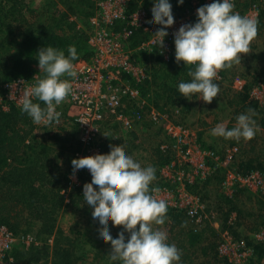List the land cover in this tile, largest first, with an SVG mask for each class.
Listing matches in <instances>:
<instances>
[{
	"label": "trees",
	"instance_id": "obj_1",
	"mask_svg": "<svg viewBox=\"0 0 264 264\" xmlns=\"http://www.w3.org/2000/svg\"><path fill=\"white\" fill-rule=\"evenodd\" d=\"M32 1L0 0V87L17 78L35 82L42 78L43 71L39 70L36 59V54L41 47L52 46L63 50L67 56V49L74 46L78 59L73 63L93 55V49L89 43V36L93 34L89 19L98 9L95 1L44 0V8L41 11L30 9ZM139 1L132 0L128 4L125 16L128 17L138 7H142L151 23L150 13L157 0H145L140 3ZM190 1L184 0L183 5L178 6L177 0H170L173 14L183 13ZM237 4L241 11L248 5L245 1H239ZM259 10L257 34L252 40L256 38L263 40L262 49L259 51L262 59H255L257 68H254L253 72L256 75L250 80L251 83L246 79L251 73L248 71L238 73L234 71L233 65L228 67L234 68L233 76L236 77L234 78L245 80L247 86L243 93L233 90L234 93L228 97L227 104L234 109L232 117L234 123L238 114L246 113L249 109L253 110V119L261 132L258 131V134L256 132L251 139L253 144L244 139L220 137L225 145L224 148L226 146L238 148L239 154L234 163L230 164V168L235 166L243 175L252 171H264V134L262 132L264 131V105L254 104L247 98L249 88L253 87L257 81L264 83V2ZM128 22L127 18L120 19L110 29L114 34L129 32L125 44L130 49H136L146 42L150 35L140 28L132 27ZM258 55L259 53L253 54L251 57L256 58ZM132 59L145 68L146 78L139 89L142 97L147 101L146 104L158 111L170 113V119L174 109L178 108L182 112L185 97L178 92V84L189 80L190 77L187 76L188 69L183 63L177 64L174 53L169 62H165L156 50L135 51ZM240 60L245 62L251 58H240ZM224 69L225 67L219 70V75L226 80L225 70L227 69ZM123 78L132 79L126 74H123ZM232 80L227 79L229 82ZM150 96L154 100H150ZM34 102L38 101L34 100ZM61 105L63 108L68 107L65 100ZM7 106L6 110L0 107V225H5L20 241H26L33 235V242L28 246L21 242L12 248L8 255L11 259L8 264H112L108 259L111 245L98 240L96 233L99 228L92 224V214L86 206L83 207V191L71 183L70 176L73 169L72 158L69 155L81 147L78 139L79 131L75 125H69L64 120V126L58 131L48 130L54 137L51 142V139H47L46 136L44 137L45 133L43 134V131L47 129L33 123L26 113H22L21 105L7 102ZM41 106H44L42 102ZM184 115H179L180 118L177 116L174 123L189 127L180 121L181 117L182 119L185 117ZM106 121L111 123L109 119ZM143 125H148L145 127L147 130L152 127L151 123L146 121ZM158 129L162 134V128L158 127ZM197 131L198 144L205 148L201 134L199 130ZM38 134L39 137H37ZM128 134L129 146L123 145L125 140L122 137L109 134L102 143L104 157L108 155L109 148L124 147V150H129L130 147L136 148L134 143L139 140V136L134 132H128ZM241 143L244 147H241ZM162 145H168L169 149L163 151ZM170 145L171 142L165 138L152 149L155 159L151 166L156 169V178L159 169L170 162L174 156ZM224 148L216 151L206 147L207 150H212L221 157H223ZM224 174L225 169H219L216 174L200 184L188 187L205 204L203 213L198 212L190 217L185 210L177 211L167 208L165 223L156 226L159 229L162 226L165 227L168 243H174L180 250V264H192L195 258L197 262L199 261L198 264H211L212 261L213 264H234L218 255L217 232L210 226L216 221L221 222L219 231L227 232L236 240H244L248 246L252 247L250 264H264V245L254 244L241 234L244 231L264 227V213L256 214L253 211L239 209L238 205H242V195L246 191L235 192L230 198L223 195L220 184ZM81 179L91 183L89 175L85 172L81 173ZM213 183L217 185L218 193H220L215 208L207 204V198L201 192L204 190L207 193L206 189ZM253 199L254 204L264 210V198L258 199L249 194L246 196L248 202ZM63 211H70L74 217L66 229L60 227L58 222ZM233 214L235 220L230 223L229 219ZM200 216L202 222L197 223ZM202 223L205 224L203 227ZM197 228L198 231H196ZM109 229L111 234H114V238L118 232L122 231V228L113 227L111 224ZM125 235L127 238V233ZM50 241L51 244H49Z\"/></svg>",
	"mask_w": 264,
	"mask_h": 264
},
{
	"label": "built area",
	"instance_id": "obj_2",
	"mask_svg": "<svg viewBox=\"0 0 264 264\" xmlns=\"http://www.w3.org/2000/svg\"><path fill=\"white\" fill-rule=\"evenodd\" d=\"M93 1L96 2L98 8L95 15L89 19L93 31V34L89 36L93 55L88 59L73 63L77 76L74 79L68 78L72 83V91L65 99L68 107L57 106L56 110L61 113L59 121L38 125L54 131L64 126V120L69 125H75L79 131L78 139L81 147L72 153V159L87 156L104 157L102 143L109 136L106 119L127 132H135L137 126L143 125L144 121L151 123L152 126L161 127L162 134L171 142L170 146L174 151V156L170 162L159 169L158 177L152 186L159 188V192L154 195L164 199L169 209L185 210L190 217L198 212L203 213L206 206L201 202L200 197L192 193L188 187L200 184L216 174L219 169H225L223 181L220 184L223 195L230 198L235 192L241 190L249 192L258 199L264 198V171H252L243 175L237 171L235 166L230 168V164L234 163L239 154L237 147L226 146L222 150L223 157L212 150L201 147L198 144L196 129L174 123L179 109L173 110L172 119H170V113L148 106L139 89L145 81L146 74L144 66L132 59L133 52L156 50L165 62H169L175 52L173 33L182 24L194 23L196 10L205 4H210L212 0H191L183 13L173 14L174 25L167 29L169 35L165 38L162 48L158 47L156 39L152 37L160 26H154L152 29L145 28V25L150 23L145 9L138 7L134 13L128 17L125 16L126 8L132 0ZM142 1L145 0H140L139 3ZM239 1L248 3L245 10H240L237 4ZM263 2L264 0H233L234 10L257 22L259 8ZM126 18L132 27L140 28L150 35L148 40L136 49H130L125 44L129 32L114 34L110 29L116 21ZM123 74L131 76L132 79H124ZM215 81L223 82L219 70ZM34 83V80L17 78L2 85L0 87V107L6 110L7 102L21 105L18 102L19 97ZM245 86V80L240 78L232 80L230 85L235 92L239 93L244 92ZM247 95L250 101L260 100L264 96V85H254L247 91ZM161 149L166 151L169 148L168 145H162ZM82 172L81 170L76 172L75 176L73 173L70 176L72 185L81 188V191L85 184H90L81 179ZM234 220L235 215L233 214L229 221L233 223ZM201 222L200 216L197 223ZM204 225L202 223L201 226ZM216 232L220 257L227 258L230 263L234 264L251 263L253 254L251 246H248L244 240H236L227 232L219 231L218 228ZM251 240L254 244L264 245V227L253 232ZM30 241L31 239L20 241L5 225H0V264L10 262L8 255L15 245L22 242L28 246Z\"/></svg>",
	"mask_w": 264,
	"mask_h": 264
},
{
	"label": "clouds",
	"instance_id": "obj_3",
	"mask_svg": "<svg viewBox=\"0 0 264 264\" xmlns=\"http://www.w3.org/2000/svg\"><path fill=\"white\" fill-rule=\"evenodd\" d=\"M183 3L184 0H177L178 6ZM172 7L170 0H157L150 13L151 23L145 25L146 29L160 26L152 35L159 48L169 35L167 29L174 25ZM234 8L233 0H212L196 10L194 23L182 24L173 33L175 61L178 65L183 63L190 77L178 84V92L186 99L199 94V100L211 103L220 92L215 82L218 70L230 67L233 61L239 62L241 55L249 52V44L257 34V22ZM67 52L66 56L63 50L44 46L36 54L43 77L18 99L21 112L35 124L59 121L61 113L57 106L72 91L68 78L77 76L73 64L78 59L76 48L70 46ZM253 115L251 109L239 114L230 129L217 124L211 135L251 140L258 131ZM71 165L73 176L82 170L90 177L91 183L83 186V207L92 214L91 222L100 230L96 233L98 240L111 245L108 259L112 264H180V250L168 243L165 231L154 227L165 223L168 208L164 199L154 195L159 188L151 187L156 179L155 167L142 166L124 147L109 148L106 157L74 158ZM109 222L122 228L115 238Z\"/></svg>",
	"mask_w": 264,
	"mask_h": 264
},
{
	"label": "rangeland",
	"instance_id": "obj_4",
	"mask_svg": "<svg viewBox=\"0 0 264 264\" xmlns=\"http://www.w3.org/2000/svg\"><path fill=\"white\" fill-rule=\"evenodd\" d=\"M44 0H33L31 5H30V9L31 10H38L41 11L44 8ZM26 17L28 18V14L26 15ZM262 39L256 38L254 40L251 41V43L249 44V52L246 54H242L243 57L240 58H248L250 57L251 60L249 61H245L242 62L241 60L239 62L233 61L231 62V65H233V67H235L234 71L238 72V73H243V72H249L251 73L248 77H249V81L255 77L256 73H254V68L256 69V62L255 59H262L261 54H259L256 58H254L253 56L251 57V55L253 54H257L260 53L259 51L262 49ZM252 44V46H250ZM254 59V60H253ZM248 62V63H247ZM237 68V69H236ZM226 80H223V82H217L220 86V92L218 94V96L216 98L213 99V102L211 103H205L200 99L199 94H195L196 96L194 97H190L189 100L188 99H183L184 100V106L182 107V112L179 111V115L185 114L184 118L180 119V121L182 123H184L187 126H191L192 129H198L199 133L201 134V138H202V142L205 144V148L206 147H210L212 149H215L216 151H218L221 147L220 144H222L220 137H216L211 135V130L217 125V124H223L226 129H230L232 127L235 126L236 123H234L232 121V117L234 115V109L232 107H230L227 104V99L228 97H231L233 95V90L232 87H230L231 82L227 81V79H229L227 76ZM260 84V85H264V83H261L259 81L256 82L255 85ZM252 88V87H251ZM251 88H249L248 90H250ZM235 91V90H234ZM194 98V99H193ZM247 98L249 99L248 95ZM159 99V98H157ZM150 100H154L153 97L150 96ZM160 103H162V101H160ZM252 103L257 104V105H264V96H262V98L258 101H252ZM210 105V106H209ZM178 109V108H177ZM181 109V108H180ZM176 110V109H174ZM188 111V112H187ZM239 115V114H238ZM237 115V116H238ZM180 118V116H179ZM108 126H111L112 128H116V129H110L109 134H115V136H120L123 138L124 143L123 145H128V140H129V136H127L128 133H124L121 131V129H119L118 126L108 123ZM264 130V128H263ZM51 131V130H49ZM47 131H43L44 137L46 136V138H50L51 142L53 137L52 132ZM260 131V129L258 130ZM257 131V134H258ZM261 132V131H260ZM264 134V131H262ZM159 132L158 127L152 126L151 128H149V130H140L138 133V138L139 140L134 143L136 146V148H131L129 150H124L127 154L131 155L137 162H139L142 166H151V163L154 161L155 156L152 154V147L154 148V146L160 142L165 140L166 137H162L164 135ZM39 137V134L38 136ZM53 137V138H52ZM151 141L150 145H147L149 142ZM250 141V144H253V141ZM244 143H246L245 141H243ZM223 145V144H222ZM241 147H244L243 143L240 144ZM129 146V145H128ZM249 148V147H248ZM247 148V149H248ZM244 149V148H243ZM246 149V148H245ZM246 149V150H247ZM107 156V155H106ZM69 157L71 158V154L69 155ZM155 181V180H154ZM153 181V182H154ZM214 184V183H213ZM209 184V187L206 189L207 193L204 192V190H202L201 192H203V196H206V200L208 201L207 204L210 205V207L215 208L217 207V202H218V197L220 196V193H218V188L216 184ZM199 191V190H198ZM249 194V196H253L252 194H250L249 192H245L244 195H242V205H238L240 210H244V211H253L254 213H260L263 214L264 210L259 209L257 205H255V201L254 199L251 201H247L246 200V196ZM256 198V197H255ZM241 204V203H240ZM74 217L72 215V213L70 211H63L60 214L59 217V226L62 227L63 229L68 228V226L72 223ZM252 220L250 219V222ZM247 222V221H246ZM111 224V222H109V225ZM221 225V222H213V224H211L210 226L214 229V231H217V228H219V226ZM112 226V224H111ZM138 227V226H137ZM155 228L156 225H154ZM263 228V227H262ZM257 229V230H256ZM255 230L258 231L260 230V228H256ZM160 230L165 231V227H161ZM255 230H250V231H244L241 232V234L243 236H246L251 242H253L251 240V236L253 234V232H256ZM100 231V230H98ZM114 234L112 233V236ZM28 239H31V241L33 240V235L30 236ZM30 241V244H31ZM33 242V241H32ZM199 260V258H198ZM192 264H198L199 261L197 262V258L193 259ZM264 262V260H263ZM211 264H213V261L211 262Z\"/></svg>",
	"mask_w": 264,
	"mask_h": 264
},
{
	"label": "crops",
	"instance_id": "obj_5",
	"mask_svg": "<svg viewBox=\"0 0 264 264\" xmlns=\"http://www.w3.org/2000/svg\"><path fill=\"white\" fill-rule=\"evenodd\" d=\"M260 54V53H259ZM235 68V67H234ZM234 68H228V67H225V69H227V70H225L226 71V74H227V77L230 79V80H232V79H235L236 77L235 76H233L234 75V71H233V69ZM232 71H231V70ZM237 69V68H236ZM235 77V78H234ZM247 79V82H249V83H251L248 79H249V77H247L246 78ZM132 83V82H131ZM133 84V83H132ZM247 86V85H246ZM233 90V89H232ZM213 102V101H212ZM210 106V105H209ZM148 125H140V126H137V128H136V130H135V132H134V134H136V135H138V133H139V131L142 129V130H144V129H146L145 127H147ZM110 129H114V128H112L111 126H108L107 127V131L108 132H110ZM116 129V128H115ZM119 129H121V131L122 132H124V133H128L126 130H124L123 128H120L119 127ZM198 130V129H197ZM148 131V130H147ZM127 136H129V134H127ZM162 136V135H161ZM163 137V136H162ZM160 143V142H159ZM151 144V141L147 144V145H150ZM223 144V143H222ZM222 144H220L221 145V147H220V149H222V148H224V144L222 145ZM226 144V143H225ZM210 148V147H209ZM152 149H154L153 147H152ZM151 149V150H152Z\"/></svg>",
	"mask_w": 264,
	"mask_h": 264
}]
</instances>
